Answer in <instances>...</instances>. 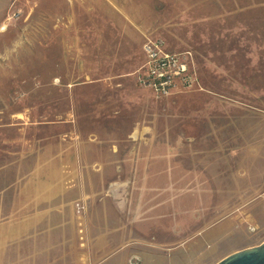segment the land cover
<instances>
[{
    "label": "rangeland",
    "instance_id": "1",
    "mask_svg": "<svg viewBox=\"0 0 264 264\" xmlns=\"http://www.w3.org/2000/svg\"><path fill=\"white\" fill-rule=\"evenodd\" d=\"M145 44L185 65L166 94ZM33 184L70 204L59 264L102 256L87 228L111 249L263 241L264 0H0V196Z\"/></svg>",
    "mask_w": 264,
    "mask_h": 264
},
{
    "label": "crops",
    "instance_id": "2",
    "mask_svg": "<svg viewBox=\"0 0 264 264\" xmlns=\"http://www.w3.org/2000/svg\"><path fill=\"white\" fill-rule=\"evenodd\" d=\"M7 191L12 195L0 196V203L10 205L0 209V264H59L63 250L78 253L77 226L61 215L70 204L61 200L58 187L33 184L7 187ZM204 232L172 245L123 243L111 249L107 235L94 238L93 228L86 229L91 253L102 255L93 264H204L208 254L209 260H215L246 248L216 254L222 235Z\"/></svg>",
    "mask_w": 264,
    "mask_h": 264
},
{
    "label": "built area",
    "instance_id": "3",
    "mask_svg": "<svg viewBox=\"0 0 264 264\" xmlns=\"http://www.w3.org/2000/svg\"><path fill=\"white\" fill-rule=\"evenodd\" d=\"M143 52L147 66L144 84L156 92L168 93L171 78L184 74L185 65L176 56L163 52L157 45L145 44Z\"/></svg>",
    "mask_w": 264,
    "mask_h": 264
},
{
    "label": "water",
    "instance_id": "4",
    "mask_svg": "<svg viewBox=\"0 0 264 264\" xmlns=\"http://www.w3.org/2000/svg\"><path fill=\"white\" fill-rule=\"evenodd\" d=\"M215 264H264V240L257 245L235 251Z\"/></svg>",
    "mask_w": 264,
    "mask_h": 264
}]
</instances>
